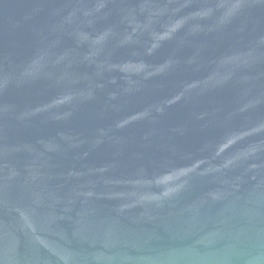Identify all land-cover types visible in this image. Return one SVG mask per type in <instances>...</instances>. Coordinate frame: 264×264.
Wrapping results in <instances>:
<instances>
[{
    "label": "water",
    "instance_id": "water-1",
    "mask_svg": "<svg viewBox=\"0 0 264 264\" xmlns=\"http://www.w3.org/2000/svg\"><path fill=\"white\" fill-rule=\"evenodd\" d=\"M0 264H264V0H0Z\"/></svg>",
    "mask_w": 264,
    "mask_h": 264
}]
</instances>
